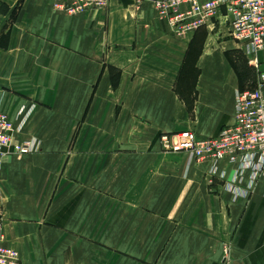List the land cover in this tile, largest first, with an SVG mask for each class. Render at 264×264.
Masks as SVG:
<instances>
[{"label":"crops","instance_id":"1","mask_svg":"<svg viewBox=\"0 0 264 264\" xmlns=\"http://www.w3.org/2000/svg\"><path fill=\"white\" fill-rule=\"evenodd\" d=\"M194 35L127 0L77 16L0 0V114L17 124L23 108L15 141L33 146L0 172L21 264H264V176L232 191L237 165L211 179L208 162L160 147L163 134L218 136L235 92L264 73V51L211 32L190 56Z\"/></svg>","mask_w":264,"mask_h":264},{"label":"built area","instance_id":"2","mask_svg":"<svg viewBox=\"0 0 264 264\" xmlns=\"http://www.w3.org/2000/svg\"><path fill=\"white\" fill-rule=\"evenodd\" d=\"M110 0H53V9L66 16H77L91 10L108 7ZM135 7L150 5L163 20L170 33L177 38L194 34L200 29L218 31L241 45L245 54L264 51V0H127ZM257 69V61H250ZM264 73L258 72L254 89L238 90L234 95V115L231 124L218 136L200 139L193 131H183L159 138L166 152H185L196 161L210 164L211 179L218 175L219 163L237 165L228 187L238 191L245 172L250 187L264 176ZM24 109L18 111L19 122L14 123L0 114V172L3 158L8 155H28L33 152L30 141H15L25 121ZM0 218V264H21L17 250L4 244Z\"/></svg>","mask_w":264,"mask_h":264},{"label":"rangeland","instance_id":"3","mask_svg":"<svg viewBox=\"0 0 264 264\" xmlns=\"http://www.w3.org/2000/svg\"><path fill=\"white\" fill-rule=\"evenodd\" d=\"M204 33H206V36H207V32L205 31V30H201L198 34H197V37H196V39H195V45H202L203 44V42H204V40H205V38H204ZM211 38L213 39V40H215V41H220V40H225V39H230L229 37H223V39H221L222 37H219V36H217V34L216 33H211ZM214 38H216V39H214ZM231 40V39H230ZM238 58H240L241 59V57H238Z\"/></svg>","mask_w":264,"mask_h":264},{"label":"trees","instance_id":"4","mask_svg":"<svg viewBox=\"0 0 264 264\" xmlns=\"http://www.w3.org/2000/svg\"><path fill=\"white\" fill-rule=\"evenodd\" d=\"M202 29H200V30H198V31H196L195 32V35H194V38H193V40H192V42H191V46H190V50H189V53H190V56L192 55V54H194V53H196V55H198L199 53H200V47H197L196 46V48H193V45H195V39H196V37H197V34L201 31ZM203 30H205V29H203ZM204 38L206 37V33H204ZM195 47V46H194ZM193 50H194V53H192L191 54V52H193Z\"/></svg>","mask_w":264,"mask_h":264}]
</instances>
